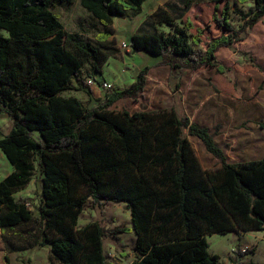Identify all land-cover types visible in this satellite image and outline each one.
I'll use <instances>...</instances> for the list:
<instances>
[{"label":"trees","instance_id":"trees-1","mask_svg":"<svg viewBox=\"0 0 264 264\" xmlns=\"http://www.w3.org/2000/svg\"><path fill=\"white\" fill-rule=\"evenodd\" d=\"M144 1L79 0L101 25L93 41H85L67 32L50 9L72 0H0V30L6 32L0 33V113L12 122L0 137V150L12 166L0 179V230L7 252L48 246V264H106L105 228L97 221L77 225L89 201L124 203L135 234L136 258L129 264H221L209 253L206 236L264 232V158L229 162L214 139L220 125L210 132L173 107L111 108L119 99L142 94L148 66L128 87L108 90L92 106L62 94L83 64L91 75L101 73L102 64L118 53L109 25L128 10L141 11ZM235 2H250L239 12L238 27L230 21L228 1H216L211 21L220 34L205 42L207 26L191 33L189 18L178 26L159 8L151 14L153 24L172 32H133L128 46L159 57L172 77L200 67L224 73L217 51L244 40L264 16V0ZM191 3L184 2L182 13ZM248 62L262 70L254 56ZM188 136L202 142L217 168H202ZM35 165L37 213L14 198ZM4 260L10 264L6 255Z\"/></svg>","mask_w":264,"mask_h":264},{"label":"rangeland","instance_id":"rangeland-1","mask_svg":"<svg viewBox=\"0 0 264 264\" xmlns=\"http://www.w3.org/2000/svg\"><path fill=\"white\" fill-rule=\"evenodd\" d=\"M191 1L186 13H182L184 2ZM220 0H145L141 11H126L123 17L113 20L109 25L113 41L118 48L115 56H110L102 64L101 73L92 74L88 64H83L77 79H72L69 90L63 95H75L85 106H92L102 98L105 91L98 84L103 80L114 88L128 87L138 70L146 65V84L142 94L136 99L123 98L113 105L114 110L169 109L173 107L179 115L188 116L193 122L207 125L210 132L220 125L214 139L222 147L231 163L245 162L264 158V16L261 22L251 28L244 40L235 42L231 48L222 47L216 53V59L226 70L218 73L214 67H200L196 70H182L177 77L170 75L169 67L161 64L160 58L144 51L133 52L128 47V36L133 32L163 31L171 33L172 28L154 25L152 13L159 8L165 9L172 17L173 24L180 26L189 18L194 28L208 27L201 36L205 42L208 36L220 34L211 21L213 5ZM230 6V21L234 27L240 23L239 12H246L250 2L243 4L227 0ZM219 9L222 2H218ZM59 16L64 29L82 40L93 41L101 30L98 20L88 13L79 3H57L50 8ZM6 35V32L0 30ZM126 44V48L121 46ZM249 55L256 58L261 71L248 62ZM94 78L96 83L86 86V79ZM0 115V136H5L12 126L11 119ZM6 122H2V120ZM194 154L204 169L219 166L209 154L202 142L188 136ZM12 166L0 157V176L9 172ZM30 181L23 189L14 193V198L23 200L28 208L37 213L40 188V173L34 166ZM97 221L106 230L103 238V251L107 256L106 264H128L136 256L134 251L135 234L132 231L129 211L124 203H104L93 206L87 202L79 215L77 225ZM116 227H126L127 231L113 232ZM208 251L218 255L221 264H264V232H230L206 236ZM252 251V252H251ZM26 264H47L43 251L21 252Z\"/></svg>","mask_w":264,"mask_h":264},{"label":"crops","instance_id":"crops-1","mask_svg":"<svg viewBox=\"0 0 264 264\" xmlns=\"http://www.w3.org/2000/svg\"><path fill=\"white\" fill-rule=\"evenodd\" d=\"M261 21H259V23H260ZM256 24H258V22L256 23ZM256 24L253 26V27H255L256 26ZM252 27V28H253ZM68 95H70V94H68ZM71 95H73V94H71ZM75 96V95H74ZM187 116V115H186ZM0 117H2L1 115H0ZM188 117V116H187ZM189 118V117H188ZM189 120L190 121H192L190 118H189ZM2 122H6V120L4 119V120H2ZM195 122V121H194ZM197 123V122H196ZM199 124V123H198ZM200 125H202V124H200ZM203 126H206V127H208L207 125H203ZM11 128V127H10ZM10 128L8 129V132H9V130H10ZM7 132V133H8ZM0 135H1V133H0ZM0 137H2V136H0ZM216 141V140H215ZM0 157H2L3 159H5L6 160V158H5V156H4V154L1 152V150H0ZM12 171V168H10L9 169V172H7V174H9L10 172ZM6 174V175H7ZM5 175V176H6ZM5 176H3V177H1L0 176V179H2V178H4ZM7 236L9 237V238H11V236H10V234H7ZM134 242H135V239H134ZM133 248H134V246H133ZM34 249H36V251L38 252V251H43L44 252V255H45V257H46V260L43 262V263H47L48 264V255H49V248H48V246H43V247H33V248H29V249H25V250H22V251H13V252H7V250H6V245H5V241H4V239H3V235H2V232H1V230H0V264H5V260H4V256L6 255L7 257H8V260H9V263L10 264H26L25 262H23V260H22V258L24 257V255H22V254H20L21 252H26V251H32V250H34ZM136 254V253H135ZM135 258H136V256H135ZM134 258V259H135ZM133 259V260H134ZM132 261V260H131ZM130 263V262H129ZM128 263V264H129ZM33 264V263H32Z\"/></svg>","mask_w":264,"mask_h":264},{"label":"built area","instance_id":"built-area-1","mask_svg":"<svg viewBox=\"0 0 264 264\" xmlns=\"http://www.w3.org/2000/svg\"><path fill=\"white\" fill-rule=\"evenodd\" d=\"M121 46L123 48H126V44L125 43H122ZM129 47V46H128ZM96 81L94 78H89V79H86L85 81V84L88 85V86H92L93 84H95ZM98 84L100 85V87H102L105 91H108V90H111L112 87H111V84L106 82V81H103V80H98ZM26 206H28L27 203H25Z\"/></svg>","mask_w":264,"mask_h":264},{"label":"water","instance_id":"water-1","mask_svg":"<svg viewBox=\"0 0 264 264\" xmlns=\"http://www.w3.org/2000/svg\"><path fill=\"white\" fill-rule=\"evenodd\" d=\"M115 20V19H114Z\"/></svg>","mask_w":264,"mask_h":264}]
</instances>
